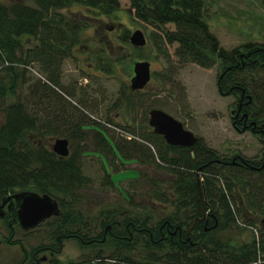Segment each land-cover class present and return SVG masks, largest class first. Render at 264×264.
<instances>
[{
    "label": "trees",
    "instance_id": "trees-1",
    "mask_svg": "<svg viewBox=\"0 0 264 264\" xmlns=\"http://www.w3.org/2000/svg\"><path fill=\"white\" fill-rule=\"evenodd\" d=\"M128 1L134 17L152 23L151 46L167 62L171 54L177 62L202 67L217 62L218 93L233 96L232 106L239 105V116L248 120L246 125L230 118L232 127L249 130L264 145V43L222 46L203 17L204 0ZM74 3L95 16L109 15L119 4L118 0H32V4L0 0V198L30 189L55 197L60 209L50 224V243L26 251L19 240L10 241L8 236L4 240L19 244L28 257L26 264H36L40 250L48 252L46 264H264V146L253 159L238 151L221 154L197 134L192 145H172L146 128L144 119L142 129L127 128L108 118L101 123L81 111L65 98L74 90L61 81L63 61L73 56L88 26L82 17L86 13L75 18L61 11ZM116 38L128 44L126 30ZM171 44L175 45L170 53ZM109 49V40L100 41V48L87 54L104 73H112L118 59L110 57ZM143 89L121 86L113 104L119 106L123 100L127 109L143 108L147 117V110L157 106H144L139 96ZM50 136H64L73 146L66 155H58L51 150ZM88 143L90 151L113 164L112 171L129 160L165 170L169 177L163 185L168 189L147 174L129 178L128 186L138 188L145 181L154 185L150 193L169 203L170 211L154 219L152 212L105 213L96 231L68 227L75 223L70 210L79 205L82 190L91 182L80 162ZM100 183L113 186L107 170ZM14 215V210H6L9 234ZM115 219L119 225H114ZM171 226L183 228L179 237L177 232L171 234ZM70 237L82 247H100L108 241L113 248L105 257L98 249L91 258L61 259L56 255Z\"/></svg>",
    "mask_w": 264,
    "mask_h": 264
},
{
    "label": "rangeland",
    "instance_id": "rangeland-1",
    "mask_svg": "<svg viewBox=\"0 0 264 264\" xmlns=\"http://www.w3.org/2000/svg\"><path fill=\"white\" fill-rule=\"evenodd\" d=\"M22 1L32 4V0ZM118 3V8L109 15L95 16L88 13L83 5L75 3L61 9L63 13H69L75 18L80 12H84L86 14L82 17L88 22V26L82 31V41L77 44L73 56L66 57L62 64L61 81L74 90L72 97L65 98L72 104L76 103L81 111L101 123L111 121L124 124L127 128L134 126L136 129H142L144 119L145 127L150 129L143 108L129 110L126 108L128 103L123 100L119 106L113 104L120 87L126 85L128 88L132 62L136 59H146L150 64L151 75L144 86V92L139 95L145 100L144 106L155 104L164 109L179 119L187 129L203 137L208 145L221 154L230 155L232 151H238L249 158L259 157L262 148L259 139L249 130L237 131L231 125L229 108L234 98L231 95H221L216 89L217 62L209 67H202L193 62H177L172 54L171 62H167L151 46L148 34L154 29L152 23L134 17L132 9L129 11L128 0H118ZM203 15L210 31L226 48L247 41L264 43V0H204ZM165 25L172 27L171 23ZM134 28H140L146 36V45L139 50L129 41L128 44H120L116 38L123 30L129 34ZM108 40L110 57L118 58L112 73L97 69L94 62L87 57V54L100 48V41ZM174 45H167L170 53ZM1 119L2 116L0 121ZM53 138L50 136L48 140L51 142ZM72 146L69 142V147ZM90 148L88 143L86 153L80 156V162L83 172L89 176L91 182L81 192L82 201L70 210L75 223L67 225L68 227L96 231L98 222L104 218L105 213L116 214L118 211L142 216L152 212L154 219V216L170 211L169 203L162 202L150 193L154 185L145 181V184L142 182L144 185L138 188L128 186L129 178L151 176L150 179L161 185V188L168 189L163 185L169 177L165 170L157 171L150 165L129 160L121 165L122 169L112 171L113 164L107 165L105 159L90 151ZM115 164L119 166L121 163L115 160ZM105 170L110 173L114 182L112 187L100 183ZM54 217L55 215H51L30 229H23L16 221H12L10 234L5 217L0 219V264H26L28 257L23 256L19 244L6 242L4 239L8 236L10 241L19 240L26 251L39 243L48 244L51 241L50 232L53 230L50 224L53 223ZM112 248L113 245L108 241L100 247H82L70 237L64 239L56 256L61 259H87L95 256L99 249L100 255L105 257ZM40 255L45 258H38L36 264H46L49 259L48 252L40 250L38 256Z\"/></svg>",
    "mask_w": 264,
    "mask_h": 264
},
{
    "label": "water",
    "instance_id": "water-1",
    "mask_svg": "<svg viewBox=\"0 0 264 264\" xmlns=\"http://www.w3.org/2000/svg\"><path fill=\"white\" fill-rule=\"evenodd\" d=\"M128 41L134 46H143L146 37L140 28H134L128 34ZM131 70L129 89L142 88L150 77L149 61L146 59L134 60ZM147 124L151 126L153 132L160 134L168 144L189 146L197 139V136L185 128L180 120L159 107H151L147 110ZM50 147L53 152L63 156L68 153L69 143L66 137L56 136L50 142ZM8 199H13L15 219L23 229L32 228L43 219L59 213V205L55 197L46 192L40 193L24 189L0 198V217L4 214L2 207ZM10 203L12 202L10 201Z\"/></svg>",
    "mask_w": 264,
    "mask_h": 264
},
{
    "label": "flooded vegetation",
    "instance_id": "flooded-vegetation-1",
    "mask_svg": "<svg viewBox=\"0 0 264 264\" xmlns=\"http://www.w3.org/2000/svg\"><path fill=\"white\" fill-rule=\"evenodd\" d=\"M218 71H220V68H218ZM217 71V72H218ZM243 97V96H242ZM239 105H235V106H232V107H230L229 108V118H234V120H236V121H242L243 123L245 122V120H247V118L245 117V116H239V114H240V110H239ZM238 108V109H237ZM239 116V117H238ZM248 121V120H247ZM246 121V122H247ZM230 122H231V120H230ZM245 122V123H246ZM246 125H247V123H246ZM261 144H262V142H261ZM262 146H264V145H262ZM264 156V150H263V155H262V157ZM10 201L12 202V203H10ZM163 205V204H162ZM3 208H4V214H3V216L2 217H0V219H3L4 217H5V215H6V210L7 209H11V210H14L15 211V205H14V201H13V199L12 200H10V199H8L6 202H5V204H4V206H3ZM120 215H122V213H120ZM15 216V215H14ZM120 219V218H119ZM119 219H115L114 220V225L116 226V225H119ZM14 220H15V218H14ZM167 220V219H166ZM167 225H169V227H170V224L167 222ZM109 227H110V223H107L106 224V226H105V228L106 229H109ZM171 228H172V231H171V234H173V233H175V232H177V235H178V237L181 235V231H182V229L183 228H181V227H176V226H174V227H172L171 226ZM105 229V230H106Z\"/></svg>",
    "mask_w": 264,
    "mask_h": 264
},
{
    "label": "built area",
    "instance_id": "built-area-1",
    "mask_svg": "<svg viewBox=\"0 0 264 264\" xmlns=\"http://www.w3.org/2000/svg\"><path fill=\"white\" fill-rule=\"evenodd\" d=\"M125 135H126V137H130V134H127L126 132H125Z\"/></svg>",
    "mask_w": 264,
    "mask_h": 264
}]
</instances>
